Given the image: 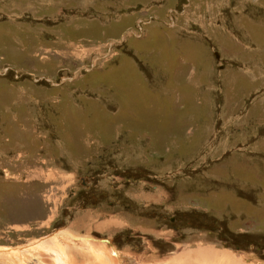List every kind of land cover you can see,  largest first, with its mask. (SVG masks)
<instances>
[{
  "label": "rangeland",
  "instance_id": "obj_1",
  "mask_svg": "<svg viewBox=\"0 0 264 264\" xmlns=\"http://www.w3.org/2000/svg\"><path fill=\"white\" fill-rule=\"evenodd\" d=\"M74 225L264 264V0H0V248Z\"/></svg>",
  "mask_w": 264,
  "mask_h": 264
},
{
  "label": "bare ground",
  "instance_id": "obj_2",
  "mask_svg": "<svg viewBox=\"0 0 264 264\" xmlns=\"http://www.w3.org/2000/svg\"><path fill=\"white\" fill-rule=\"evenodd\" d=\"M109 223L111 225L114 222ZM109 223L107 222V225ZM103 226L104 223H101L98 229H102ZM77 230L78 227L74 230L60 228L25 246L16 248L3 246L0 248V264H121V257L117 250L107 248L102 241L95 240ZM196 256L204 264L220 262L229 264L230 262H224L229 257H221L217 253L213 255L208 250Z\"/></svg>",
  "mask_w": 264,
  "mask_h": 264
},
{
  "label": "water",
  "instance_id": "obj_3",
  "mask_svg": "<svg viewBox=\"0 0 264 264\" xmlns=\"http://www.w3.org/2000/svg\"><path fill=\"white\" fill-rule=\"evenodd\" d=\"M217 55V54H216Z\"/></svg>",
  "mask_w": 264,
  "mask_h": 264
}]
</instances>
